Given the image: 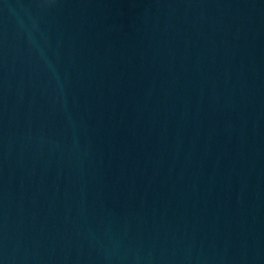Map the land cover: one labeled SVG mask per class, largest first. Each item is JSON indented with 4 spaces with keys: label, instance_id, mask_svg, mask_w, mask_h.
Instances as JSON below:
<instances>
[{
    "label": "water",
    "instance_id": "95a60500",
    "mask_svg": "<svg viewBox=\"0 0 264 264\" xmlns=\"http://www.w3.org/2000/svg\"><path fill=\"white\" fill-rule=\"evenodd\" d=\"M0 264H264V0H0Z\"/></svg>",
    "mask_w": 264,
    "mask_h": 264
}]
</instances>
